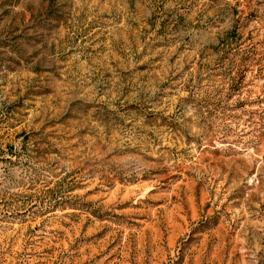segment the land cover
Instances as JSON below:
<instances>
[{
	"label": "rangeland",
	"instance_id": "1",
	"mask_svg": "<svg viewBox=\"0 0 264 264\" xmlns=\"http://www.w3.org/2000/svg\"><path fill=\"white\" fill-rule=\"evenodd\" d=\"M0 264H264V0H0Z\"/></svg>",
	"mask_w": 264,
	"mask_h": 264
}]
</instances>
